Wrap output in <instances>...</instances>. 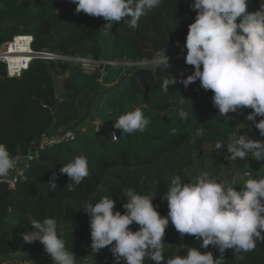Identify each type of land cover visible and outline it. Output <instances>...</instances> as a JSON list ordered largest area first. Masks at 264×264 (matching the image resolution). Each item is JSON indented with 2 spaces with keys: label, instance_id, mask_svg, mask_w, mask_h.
Wrapping results in <instances>:
<instances>
[{
  "label": "trees",
  "instance_id": "obj_1",
  "mask_svg": "<svg viewBox=\"0 0 264 264\" xmlns=\"http://www.w3.org/2000/svg\"><path fill=\"white\" fill-rule=\"evenodd\" d=\"M192 2L162 0L140 18L136 29L122 19L113 22L108 31L101 18V30L63 48L59 33L62 26L70 23L69 12H75L76 5L71 0H67L62 12V0H0V49L14 36L29 34L33 36L34 50L61 49L66 56H90L106 62L87 73L80 64L70 61L35 59L20 77L11 78L0 61V143L6 145L11 156L29 154L31 143L44 133L54 135L86 125L75 140L41 150L31 160L27 180L19 181L13 189L0 184V255L4 257L0 264H46L42 256L44 261H52L38 241L25 243L20 236L31 230V220L46 217L57 220L77 264H115L109 247L91 253L89 217L80 209L85 203L110 196L123 213L124 189L133 188L141 194L153 193L154 206L166 216L167 201L161 197L175 175L187 183L208 173L218 182L235 184L237 190L246 179L264 177V160L227 159L230 153L226 143L237 135L264 140L258 129L248 127L251 122L246 116L251 109L229 113L230 117L219 116L212 104L211 90L202 89L198 80L187 88L177 82L169 85L168 93L162 91L164 79L175 76L179 80L193 71L185 60L177 58L186 53L182 46L188 25L196 15L189 7ZM259 7L260 0H250V11ZM165 54L169 58L167 68L163 63L155 68H120L112 64L151 60ZM55 76L65 77V81L63 98L52 110L58 102ZM136 107L150 120L143 132L120 136L117 130V139L112 140L105 131L95 130V121H113ZM180 109L189 113L187 119L179 118ZM197 129H202V135L193 140ZM217 141L224 142V147L216 150ZM78 155L87 158L89 175L70 192L65 185L71 181L59 169ZM208 161L211 166L205 172ZM53 173L55 192L48 186ZM137 226L133 223L129 227ZM172 226L170 222L165 235ZM165 235V259L178 251L180 255L186 253V248ZM190 240L196 244L185 245L199 247L195 237L190 236ZM200 250L219 255L213 246ZM144 264L154 262L145 258ZM224 264L259 262L250 254L243 263L240 253L234 255L228 249Z\"/></svg>",
  "mask_w": 264,
  "mask_h": 264
},
{
  "label": "clouds",
  "instance_id": "obj_2",
  "mask_svg": "<svg viewBox=\"0 0 264 264\" xmlns=\"http://www.w3.org/2000/svg\"><path fill=\"white\" fill-rule=\"evenodd\" d=\"M71 2L76 5L77 14L83 12L103 18L106 22L103 26L109 31L113 22L122 19L130 28H138L140 18L162 0ZM249 3L250 0H193L189 7L196 15L188 25L182 46V51L186 49L185 63L192 66L193 71L179 80L175 76L171 80L164 79L161 87L168 93L169 85L179 82L187 88L198 80L202 89L211 90L212 104L219 116L230 117L229 113L251 109L246 116L251 122L248 127H255L264 137V0H260V7L254 11L249 10ZM177 45L180 46L179 42ZM159 63L166 68L169 66L166 54ZM178 116L185 120L189 113L180 109ZM149 124V118L136 107L115 117L113 128L120 130L123 136L143 132ZM201 135L202 129H197L193 140ZM115 138L114 132L112 139ZM224 145L217 141L215 149ZM226 145L230 153L228 160L249 157L264 160V140L242 134ZM16 166L17 160L6 145L0 143V179L9 176ZM59 172L71 181L65 185L71 192L89 175L88 160L75 156L64 163ZM234 185L211 179L208 173H201L187 183L180 175H175L161 197L167 201L166 216L154 206L153 193L145 195L133 188L124 189L123 213L116 209V200L110 196L85 203L80 209L89 217L91 253L109 247L116 264L121 261L144 264L145 258L154 264H224V253L228 249H232L234 255L251 252L258 241H264V177L246 179L239 184V190ZM48 186L55 192V173ZM170 222L181 237L190 235L200 241L199 247L181 243L180 248H186V253L180 255L178 251L165 259L163 237ZM133 223L139 226L135 231L129 227ZM30 225L31 230L20 234L25 243L38 241L53 264H77L76 255L66 246L62 231H57L60 227L55 218L33 219ZM209 246L217 248L219 255L200 250Z\"/></svg>",
  "mask_w": 264,
  "mask_h": 264
},
{
  "label": "built area",
  "instance_id": "obj_3",
  "mask_svg": "<svg viewBox=\"0 0 264 264\" xmlns=\"http://www.w3.org/2000/svg\"><path fill=\"white\" fill-rule=\"evenodd\" d=\"M33 36L29 34L16 35L11 41L2 44L0 49V61L5 64L6 73L11 78H17L26 71L30 63L35 59H49V60H64L70 61L74 64H80L84 71L93 73L98 70L102 64L106 62L96 60L92 57L82 56H63L55 52L37 51L32 48ZM110 63V62H109ZM112 63V62H111ZM114 64V62L112 63ZM100 120L95 121L96 127ZM86 130V125H81L75 129H69L62 133L50 135L44 133L39 139L31 143V151L29 154H16L12 157L17 160L16 168L9 174V176L0 179V184H6L9 188L13 189L19 181H25L30 175L31 160L39 156V152L43 149L53 147L64 142L73 141L80 133ZM105 131L109 138L112 139L113 133L117 136V129H102L99 125L98 131ZM112 139V140H116ZM139 226L131 228L133 231L137 230ZM116 264V263H115ZM123 264V261L120 262Z\"/></svg>",
  "mask_w": 264,
  "mask_h": 264
},
{
  "label": "rangeland",
  "instance_id": "obj_4",
  "mask_svg": "<svg viewBox=\"0 0 264 264\" xmlns=\"http://www.w3.org/2000/svg\"><path fill=\"white\" fill-rule=\"evenodd\" d=\"M69 18H70V23L65 26H62L60 29L61 31L59 33V39L63 43V48H66L67 46H71V45H76L80 42L82 38L87 37L90 34H93L96 31L102 29L101 18L92 17L83 12L77 14L76 12H72V11L69 12ZM55 53L63 56L67 55L61 49L55 51ZM185 56L186 53L181 54L177 58L180 60H185L184 59ZM163 58L164 56L158 55L154 59L151 60L144 59L138 62L115 61L114 65L120 68H125L132 65L155 68L159 64V61L163 60ZM206 164L207 165L204 168L205 172L209 170L211 166V162L208 161ZM165 236L171 237L174 242L179 243L180 245L181 243L190 244V245L196 244L195 241L190 240V235H185L181 237L180 234L175 230L174 226L171 227V229L167 232ZM250 254H253L255 256V261L259 262V264H264V241H258L256 248L253 251L247 253H240L241 261H243L244 263V261L246 260V256Z\"/></svg>",
  "mask_w": 264,
  "mask_h": 264
},
{
  "label": "water",
  "instance_id": "obj_5",
  "mask_svg": "<svg viewBox=\"0 0 264 264\" xmlns=\"http://www.w3.org/2000/svg\"><path fill=\"white\" fill-rule=\"evenodd\" d=\"M66 2H67V0H62V4H61V7H60V12H62ZM64 81H65V77L55 76L56 94H57L58 102H57V104L55 106L52 107V110H55V108L58 105L59 101L63 98ZM114 122H115V120L108 121V122H101L100 123V127L102 129H105V130L113 129ZM57 231L58 232L62 231V228H60ZM1 259H4V257L0 255V260ZM41 259L46 264H53L52 261H49V262L44 261V256H42Z\"/></svg>",
  "mask_w": 264,
  "mask_h": 264
},
{
  "label": "crops",
  "instance_id": "obj_6",
  "mask_svg": "<svg viewBox=\"0 0 264 264\" xmlns=\"http://www.w3.org/2000/svg\"><path fill=\"white\" fill-rule=\"evenodd\" d=\"M173 227V226H172ZM171 229V228H170ZM110 252V251H109ZM110 254H112L111 252H110Z\"/></svg>",
  "mask_w": 264,
  "mask_h": 264
}]
</instances>
